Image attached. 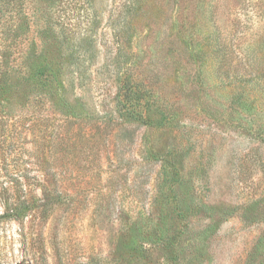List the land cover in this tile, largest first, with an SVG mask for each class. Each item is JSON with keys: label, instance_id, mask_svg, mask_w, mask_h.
<instances>
[{"label": "rangeland", "instance_id": "obj_1", "mask_svg": "<svg viewBox=\"0 0 264 264\" xmlns=\"http://www.w3.org/2000/svg\"><path fill=\"white\" fill-rule=\"evenodd\" d=\"M188 1L20 0L7 16L29 27L0 31V73L61 48L76 110L37 92L0 109V264H125L134 240L150 251L133 264H264V0ZM149 108L155 126L125 117Z\"/></svg>", "mask_w": 264, "mask_h": 264}, {"label": "trees", "instance_id": "obj_2", "mask_svg": "<svg viewBox=\"0 0 264 264\" xmlns=\"http://www.w3.org/2000/svg\"><path fill=\"white\" fill-rule=\"evenodd\" d=\"M195 1V0H189ZM20 0H0V31L5 30L3 34L6 38L10 37L9 33H15L18 31L26 30L28 26V20L24 15L19 17V20H15V27L10 26L7 28L5 25L7 16H13L22 14L23 11L20 9ZM6 18V19H5ZM14 18V17H13ZM8 24V22H7ZM208 37V44L210 45L212 52L215 51V56H217L218 50H222V65L223 67L227 64L230 66L232 62V56L234 54V49H230V56L228 55L227 46L225 43L220 42L215 35ZM221 46V47H220ZM223 47V48H222ZM227 51V52H226ZM226 52V53H225ZM65 51L62 49H52L48 52H39L36 49H30L27 51L24 57V64L27 68V72L24 75H17L16 73H12L9 70L0 73V109L5 107V102L13 103L15 100L19 98H25L28 92H37L41 94H46L51 97L53 107L60 109L62 112L66 110L75 111L76 107L73 104H70L66 96V82L61 77L63 75L64 63H62L61 59L64 56ZM11 59V53L8 50H2L0 47V70L4 68L5 62L8 64ZM9 60V61H8ZM232 70L233 67H230ZM240 70V69H239ZM237 67H234V72L239 71ZM237 76L234 77L236 81ZM119 103V98H115ZM134 100V99H133ZM131 100V101H133ZM133 103V102H131ZM124 104V103H123ZM128 114L125 117L129 118L133 121L143 122L149 126H155L156 117L153 111L149 108L146 113H137V111L128 110ZM71 114V113H69ZM159 121H157V125ZM170 229H162L161 236L162 238L155 243L156 246L165 248L169 252H173L175 242L171 238ZM144 244H147L145 240L139 242L134 240L129 245V251L127 256L125 257V264H133L141 261L144 257V253L150 251L145 249ZM154 245V244H153ZM117 261H112L111 264H116ZM96 264V261H94ZM86 264H92V261H88Z\"/></svg>", "mask_w": 264, "mask_h": 264}]
</instances>
